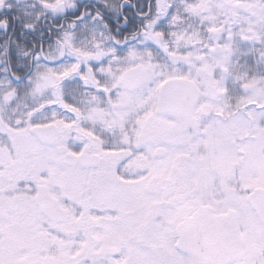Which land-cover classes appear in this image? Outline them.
<instances>
[{"label":"snow or ice","instance_id":"snow-or-ice-1","mask_svg":"<svg viewBox=\"0 0 264 264\" xmlns=\"http://www.w3.org/2000/svg\"><path fill=\"white\" fill-rule=\"evenodd\" d=\"M0 264H264V0H0Z\"/></svg>","mask_w":264,"mask_h":264}]
</instances>
